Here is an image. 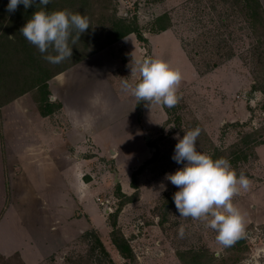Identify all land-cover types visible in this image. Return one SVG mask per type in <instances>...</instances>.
Wrapping results in <instances>:
<instances>
[{"label":"rangeland","instance_id":"1","mask_svg":"<svg viewBox=\"0 0 264 264\" xmlns=\"http://www.w3.org/2000/svg\"><path fill=\"white\" fill-rule=\"evenodd\" d=\"M43 8L79 12L90 21L75 44L73 31L71 58L56 64L46 60L48 101L60 105L62 100L67 107L51 114L47 125L64 134L71 111L75 121L86 117L89 130H106L111 139L125 130L136 145L127 141L119 152L110 143L101 149L86 137L78 152L65 147L79 162L78 182L46 178L48 165L57 173L65 160L61 153L41 150L32 135L31 127H44L36 121L40 92L31 88L18 95L30 85L23 77L29 65L16 66L6 41L0 48V264H264V149L259 155L264 144V49L243 4L50 0ZM16 10L21 12L17 19L5 7L0 11V35L8 40L27 21L23 5ZM163 15L170 27L157 41L155 19ZM119 19L135 26L146 42L130 34L109 44L108 33ZM146 56L162 58L180 70L182 79L178 103L162 107L158 115L149 106L140 122L137 100L122 91L121 78L138 80L131 69ZM57 75L62 87L54 80ZM13 95L18 97L7 103ZM195 127L201 129L199 151L228 159L237 175L250 180L247 190L232 198L244 216V231L228 248L205 222L179 217L172 199L178 188L166 179L182 166L171 159L174 137ZM137 151H148L149 159L127 164ZM36 168L39 177L32 174ZM112 234L126 241L129 255H120Z\"/></svg>","mask_w":264,"mask_h":264},{"label":"clouds","instance_id":"2","mask_svg":"<svg viewBox=\"0 0 264 264\" xmlns=\"http://www.w3.org/2000/svg\"><path fill=\"white\" fill-rule=\"evenodd\" d=\"M50 0H8L6 10L15 12L18 6L25 9L35 5H48ZM90 21L79 12L67 10L47 11L41 7L33 11L30 19L19 30L23 37L34 45L44 59L50 63H60L72 56L70 38L77 33L71 43L89 29ZM51 49V53H49ZM54 53V54H52ZM139 79L130 83L121 78V89L137 100L150 105L174 107L178 103L177 89L181 73L162 58L146 56L137 59L131 69ZM199 127L191 128L180 137L176 134L172 160L182 165L166 179L178 190L173 194V202L179 217L201 220L215 233V240L228 248L244 231V216L234 206L232 198L240 189L249 187L250 180L243 174L237 175L230 161L224 157L213 158L197 149ZM184 227H179L183 236Z\"/></svg>","mask_w":264,"mask_h":264},{"label":"trees","instance_id":"3","mask_svg":"<svg viewBox=\"0 0 264 264\" xmlns=\"http://www.w3.org/2000/svg\"><path fill=\"white\" fill-rule=\"evenodd\" d=\"M236 1H238V3L243 4L244 8L247 9L248 11V16L252 20L253 25L258 26V28H256L257 29L256 33L259 37H261L260 44L264 49V9L260 1L259 0H236ZM7 3L8 0H0V11L1 9L3 10V7L6 8ZM41 7H45V6L35 5L25 9V11L23 12L24 20L30 19L32 12L35 9L38 10ZM19 15H21V12L18 10H15V12L10 13L11 19H15V18L17 19ZM162 20L167 21V23L162 24ZM168 21H169L168 15L157 17L155 19L156 32L154 33L158 34L166 31L170 27ZM25 23H26L25 21L22 22L21 24L19 23L20 24L19 27L22 28ZM19 30L20 29L17 28L16 32L12 34V38L10 37L9 40L7 39L8 37L6 38L4 35H0V48L4 44H6L7 41V43H9L10 45V50L13 52L14 57H17V59L15 60L16 66L21 67V66H25L26 64L29 65L28 66L29 73L25 74V76L23 75V77L29 81L30 85L29 87L23 89L18 95H22L31 88H37V90H39L38 92H40V97L36 99V104L40 115H42L43 117L51 115L55 111L59 110L61 105L51 104L48 101L49 91H48L47 81L49 80L50 75L48 74L47 71L48 67L46 64V60L43 58L45 54H41L34 45L30 44L23 37V35ZM130 34H135L136 38L139 41L146 42V39L143 37V34L135 26L131 27L129 25H126L125 20H121V19L116 20L112 29H110L108 33L109 35L108 43L111 44L119 40H122ZM103 48L104 47H99V50ZM263 57H264V52H263ZM1 62L2 59H0V63ZM18 95H13L6 102L8 103L12 101L16 97H18ZM145 104H146L145 102L138 103L137 101L135 103L136 115L138 121L140 122H141L142 108ZM262 144L263 143L259 145ZM116 189L118 194L122 192L119 184H117ZM94 241L100 247L102 246L100 240L97 239V237L94 238ZM237 241H240V239L238 238ZM112 244L120 253V255H126V254L129 255V253H131L129 245L122 237H115L112 234ZM102 252H105L103 248H102Z\"/></svg>","mask_w":264,"mask_h":264},{"label":"crops","instance_id":"4","mask_svg":"<svg viewBox=\"0 0 264 264\" xmlns=\"http://www.w3.org/2000/svg\"><path fill=\"white\" fill-rule=\"evenodd\" d=\"M259 1L264 8V0H259ZM163 33H165V31L161 32V34H163ZM159 35L160 34L158 33V34L154 35L153 37H156L157 41L161 40L160 39L161 37L158 39ZM122 40H125V39H122ZM59 75H61V74H59ZM59 75L55 76L54 80H56V82H58L57 84L62 87L61 84H63L62 83L63 81L60 79H57L60 77ZM59 103L62 107V109H61L62 112H65L67 109V107H65V103L62 100L59 101ZM150 107L153 108L152 110L155 113L154 115H156V114L158 115L157 111L162 110V107L160 105L154 104V105H150ZM147 108L149 109V106L147 104H145L142 108V116L144 117V121H145V112H146L145 110ZM143 109H144V115H143ZM36 110H37L36 121H39V124H43L44 127L42 128L38 123H36L37 125H39L37 130L35 128L32 129V127L31 128L29 127V128H30V130L33 131L32 135L39 140L40 149L44 150L46 153H48V152L54 153L55 151L58 152V154L61 153V157H63L65 160L64 168H62L60 171L56 170V171H58L57 173H59V174L54 172L55 169L53 166L48 165V166H50L49 170H47L45 172V175H44L48 179H53L55 177H65V179H67V183H69L71 185H72V182H74V180L76 182H78V176H79L78 165H79V162L77 160L71 159L72 154H70L68 151H66L65 147L73 148L75 150L74 152H78V150L83 147L82 145H80V143H81L80 141L84 140L86 137H89L90 140L92 141V143L99 146L101 149H105L106 145H109V143H110L111 146L114 147V150L119 151V152H122L125 149V144L127 141L131 145H136V142L132 138V135L127 134V132L125 130L120 132L118 139H111L109 133L106 130H100V131L89 130L87 124L85 125L83 122L84 121L83 119H86V117H82V118H80V120L75 121L76 120V118H75L76 114L75 113L73 114V112H71V111H70V113H68V112L66 113L69 116V120H71V122H70L69 128H66V131L63 134L62 132L58 131L56 128L54 129V128L49 127L47 125L46 119L50 115L43 117L42 115H40L38 109H36ZM54 116H55V114H54ZM136 117H137V115H136ZM37 125H35V126H37ZM62 134L65 136L64 139L61 137ZM132 141H133V143H132ZM263 149H264V144L262 145V148L259 151L260 157H261V155H263V153H262ZM147 158L149 159V152L148 151H146L144 154H143V151H140V152L137 151V153L135 155H131V157L128 158L127 164L135 165L136 163H140L139 161L147 159ZM262 160H264L263 156H262ZM24 169H27V166ZM29 170H30V166H29ZM32 174L34 177H36L37 175L39 177L38 168H36V170L32 171ZM263 192H264V189H263Z\"/></svg>","mask_w":264,"mask_h":264}]
</instances>
